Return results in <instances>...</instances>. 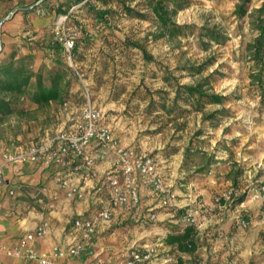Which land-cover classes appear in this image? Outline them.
<instances>
[{"label": "rangeland", "instance_id": "obj_1", "mask_svg": "<svg viewBox=\"0 0 264 264\" xmlns=\"http://www.w3.org/2000/svg\"><path fill=\"white\" fill-rule=\"evenodd\" d=\"M164 1L168 9L176 7L170 20L183 26L181 33L165 31L146 0H88L85 4L54 0L49 8L57 4L56 12L68 13V25L77 33L72 62L51 45L47 26L38 34L33 31L21 36L27 51L19 53L11 40H1L0 19V52L11 46L17 57L31 54L33 68L60 65L69 81L62 102L28 111L31 102L17 100L25 111L0 119V137L8 145L10 135L25 130L24 124L31 118L54 128L62 116L74 123L87 89L114 135H126L155 157L172 192L176 187L186 188L191 180L201 177L204 182L208 177V184L218 186V191L211 190L213 207L228 213L237 209L238 229L247 234L241 244L237 234H226L221 247L207 248L204 254L196 247L179 253L147 235L145 243L151 245L136 250L141 254L146 248L154 251L135 264H264V231L254 236L247 214L249 202L258 204L248 197L249 191L264 186V104L257 82L250 76L254 67L246 50L256 35L253 10L263 0H250L242 17L235 13L241 0ZM36 9L35 4L25 10ZM95 10L107 13L98 19ZM39 14L35 12L36 17ZM54 20L52 17L49 24ZM262 79L264 82V72ZM197 83L205 92L225 99L221 103L204 101L197 110L183 91V85ZM231 188L240 195L225 205L222 199L215 200ZM258 214L264 218L260 208ZM156 248L161 249L158 254ZM129 260L128 253L127 264Z\"/></svg>", "mask_w": 264, "mask_h": 264}, {"label": "crops", "instance_id": "obj_2", "mask_svg": "<svg viewBox=\"0 0 264 264\" xmlns=\"http://www.w3.org/2000/svg\"><path fill=\"white\" fill-rule=\"evenodd\" d=\"M53 3L54 0H1L0 19H3L1 40L3 42L11 40L15 43L11 46L19 47L17 49L19 53L25 49L27 51L26 45L21 43V36L29 33L31 35L33 31L38 34L46 26L50 29L49 20L52 17L56 19L60 14L56 12L57 4L53 9L49 8ZM35 4L36 10H25ZM15 7L24 10L12 12ZM35 12L41 13L40 17H36ZM6 16L8 18L5 19ZM11 46L0 52V59L9 54L13 48ZM36 108L39 107L31 102L27 110ZM71 119L67 115L62 116L61 123L55 128L36 118L27 119L24 124L25 130L10 135L8 145L3 143L0 137V153L45 139L52 132L64 127L69 128L73 125ZM115 135L121 144L136 146V142L126 135ZM91 149L95 156L92 175L75 170L78 160L51 166L30 162H10L3 166V184L0 187V244L9 248L14 247L44 220L49 222L47 233L28 241V245L39 253L50 254L53 246L63 247L82 238L80 230L73 227L72 220L76 217H93L107 204L108 190L104 173L114 163V155L111 152L101 150L95 143H92ZM170 169L169 167L167 170L171 171ZM200 178L195 182L191 180L184 189L179 190L177 187L173 189L174 202L165 207H160L150 190L141 186L139 204L115 209L109 221H98L92 240L86 242L84 251L72 262L93 264L99 260L106 264H127L129 250L151 245L145 243L149 240L146 238L147 235L157 241L161 240L162 244L168 233L183 231L187 213L195 217L193 224L196 229L195 244L196 250H200L201 253H206L207 248L216 250L221 247L222 237L229 233L237 234L238 243L241 244V240L246 238L247 234L242 235L238 229L239 220L235 214L237 209L228 213L221 207L214 208L211 203L213 193L211 190L218 191V186L208 184L205 181L208 177L204 178V182ZM63 180L79 185L83 191L82 198L66 197L65 189L61 186ZM178 192L180 194H177ZM249 203L251 204L248 206L247 214L252 223L251 231L255 236L259 231H264V218L258 216V204ZM242 205L241 209H245ZM148 211L156 214L154 221L140 219L141 215ZM134 245L136 247L132 248ZM169 248L181 253L174 245H170ZM160 251L161 249L156 248V254ZM0 264L37 263L0 253Z\"/></svg>", "mask_w": 264, "mask_h": 264}, {"label": "built area", "instance_id": "obj_3", "mask_svg": "<svg viewBox=\"0 0 264 264\" xmlns=\"http://www.w3.org/2000/svg\"><path fill=\"white\" fill-rule=\"evenodd\" d=\"M68 13L59 14L50 26L54 39L61 45L65 58L72 62L73 50L77 33L68 25ZM8 16L5 17V19ZM86 100L80 106L76 121L69 128L56 130L45 139L32 141L24 147L0 153V187L3 184L2 168L10 162L39 163L45 166L62 165L67 161H76V171H83L87 175L93 174L95 156L91 149L92 143L103 151L114 155V163L105 171L104 181L108 190V202L93 217H76L72 220L74 228L80 230L82 238L66 246H53L50 254H42L28 245V241L35 237H42L49 228L47 220L27 233L17 245L12 248L0 244V253L7 256L34 261L37 264H79L72 262L81 255L86 242H90L96 230L98 221H109L115 209L137 206L139 204V188H149L160 207L170 206L174 202V194L168 187L155 157L147 150L137 146L121 144L110 126L103 120L101 110L91 102L89 92L84 90ZM65 195L69 198H82L83 191L77 184H70L66 180L61 182ZM236 189L224 191L215 200H223L227 204L239 196ZM251 200L258 202L260 214L264 217V186L253 187L248 194ZM243 201H240L241 206ZM143 220L154 221L156 214L148 211L141 215ZM185 226L195 224V217L191 213L185 215ZM241 224L245 225L242 219ZM153 248H146L141 254L138 250H130L128 264H135L148 258ZM93 264H104L96 260Z\"/></svg>", "mask_w": 264, "mask_h": 264}, {"label": "trees", "instance_id": "obj_4", "mask_svg": "<svg viewBox=\"0 0 264 264\" xmlns=\"http://www.w3.org/2000/svg\"><path fill=\"white\" fill-rule=\"evenodd\" d=\"M1 1V0H0ZM88 0H78V3L85 4ZM154 15L158 18L160 25L170 34L181 33L183 26L173 23L170 20V13L173 10L168 9L167 2L164 0H146ZM250 0H241L236 6L235 13L239 17L246 14V4ZM131 13L129 8L125 9ZM107 11L95 10V16L102 19ZM255 18L253 27L256 35L248 42L246 50L248 58L254 67L250 76L257 82L260 90V102L264 104V82L262 74L264 72V0L262 4L253 10ZM52 46L58 47L62 51L61 45L54 39L52 32ZM211 38H215L214 33H209ZM76 48V43L74 50ZM73 50V52H74ZM63 52V51H62ZM31 54L16 57V52L11 51L6 57L0 59V119L6 115L14 113H23L24 107L16 103L17 100L28 99L30 102L43 107L51 102H62L64 94L67 92L68 80L66 79V70L60 65L46 68L43 64L33 68L31 63ZM202 84L183 85V91L190 96L197 110L201 109L204 101L211 103H221L225 96L205 92L201 89ZM241 200V199H240ZM196 229L194 225H186L183 231L168 233L164 242L174 245L179 251H193L195 244ZM264 238V233L262 234Z\"/></svg>", "mask_w": 264, "mask_h": 264}, {"label": "water", "instance_id": "obj_5", "mask_svg": "<svg viewBox=\"0 0 264 264\" xmlns=\"http://www.w3.org/2000/svg\"><path fill=\"white\" fill-rule=\"evenodd\" d=\"M22 9H24V8H21V7H15V8L12 9V12H14V11H16V10H22Z\"/></svg>", "mask_w": 264, "mask_h": 264}]
</instances>
